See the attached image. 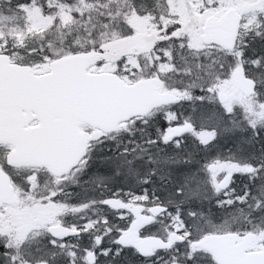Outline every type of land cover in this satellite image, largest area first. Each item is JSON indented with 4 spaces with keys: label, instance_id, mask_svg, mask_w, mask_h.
<instances>
[{
    "label": "trees",
    "instance_id": "obj_1",
    "mask_svg": "<svg viewBox=\"0 0 264 264\" xmlns=\"http://www.w3.org/2000/svg\"><path fill=\"white\" fill-rule=\"evenodd\" d=\"M132 1L0 0V51L10 54L14 59L22 63H27L41 69L45 65V62L42 60L43 58H54L64 54L84 52L98 48L100 43L109 40V37L113 34H130L133 32L132 28L123 27L124 17L131 13L128 8ZM34 16H37L36 20H33ZM158 48L161 50L162 46L160 45ZM171 52V57L169 58L170 64L173 66L174 71L183 74L184 77L179 78L180 87L188 95V98L179 105L182 107V110L178 111L181 120L188 121L185 115L189 110L195 108L198 113L199 108H205L206 105L203 103V100L216 96L224 82L230 80L231 72L238 64H243L258 80L259 84L264 83V71L258 73L252 70L250 65L248 66V63L255 57H264V21L253 26L246 33V36L240 39L236 49L233 51L213 47L205 49L202 52H196L195 50L181 46L179 49L172 47ZM124 61H127V59H123L120 62ZM139 66L138 73L137 71H121L120 68L117 69V72L131 80L141 73L151 75V73L156 71V66L148 58L140 59ZM223 80L225 81L223 82ZM209 88L211 92L207 91ZM201 96L204 97L203 100L200 99ZM253 99L261 100V103L264 105V91H262L261 85H259L257 95ZM230 121L233 124L229 123ZM158 124L159 122L155 121L141 127L139 126V121L137 122L136 120V123L129 128L127 133L121 132L111 137L102 136L98 138L92 144L89 159L83 167L84 171L80 172L76 178L62 187L58 186L49 174L34 173L36 182L48 176L46 180V185L49 181L47 194L50 196V194L55 193L56 195L55 197H49L45 204L33 206L31 209L35 213L45 214L49 221L59 220L65 225L75 226L76 228H80L82 224L90 223L92 224L91 231L96 233L110 232L111 238H114L117 229L110 228L108 231L106 223H101V220L105 219V215L100 214L102 211L100 198L90 197L85 201L78 202L75 199L77 189L70 186L73 183L77 184L81 182L79 192L86 185H90V188L87 190L94 189L98 193L101 192L103 197L117 195L124 198L126 193L134 195L133 191H126L118 187L111 190L109 188L111 182L108 179H102L101 176L105 174L110 159L119 161L122 156L126 155L130 160L132 152H141L144 149L146 153L145 159L149 158L146 149L148 150L150 147L147 144L148 141L143 136L152 137V134L156 133L159 128L156 127ZM194 124L195 130L191 135H198L203 131L217 132V138L214 143L209 145L211 147L209 149H205L201 145L196 147L194 144H191L192 151L195 150L196 154L203 158L202 165L210 162L202 156L204 152L219 149L221 146L220 137L224 130L232 134L233 138H237L236 141L230 140L224 145V148L228 151L246 152L249 156H252L253 153L256 155L264 154V119L252 127L248 125L247 120L244 118L236 119L233 115H228L225 118L220 113V110L217 109L215 115L210 120L206 119L205 122H200V119H196ZM195 147L196 149H194ZM257 149H260V151H257ZM250 158L248 157L247 159L248 163L253 165L260 164L254 156ZM215 160L224 162L235 159L219 156L216 159L214 158ZM192 164L179 165L177 175L185 173V169ZM201 171H204V169L200 168ZM149 179L152 183V178L149 177ZM256 181L251 182L248 180V177H241L238 183L249 187L235 190L236 198L232 200L231 206L223 202V207H217L210 202L200 205L201 201H198L199 198L191 203L186 202L181 205V198L176 195L177 188L181 187L180 183L175 184L173 179H166L165 176H162L160 186L156 184L155 187L154 185H151V187L155 190L156 197H159L158 200L154 197L156 203L165 204L174 212H177V206L179 205L180 215L187 221L190 220L188 216L189 210L196 211L200 218H205L203 216H206V218L211 216L218 217L220 215L241 219L243 216L256 215L262 218L264 217V178H256ZM155 182L157 183L158 181ZM173 184L175 185L173 186ZM51 187L54 188L50 189ZM152 188H148L147 195L152 193ZM166 189H170L171 192L168 193ZM117 190H120L118 194H116ZM245 191H249L251 195L244 197ZM141 193H143V189L135 192V194ZM62 194L65 195V201L60 200L63 199ZM238 198H243V202ZM83 202V206L95 202L94 206L98 209L97 218L86 220L82 216L77 218L74 215V209ZM255 203L258 205L255 206ZM191 206H193L192 209ZM199 220V226H205L208 223L206 220ZM166 224L168 225L169 223ZM236 226H238V229L246 226L248 229L257 232L261 239L264 238V220H259L255 223L240 221L236 223ZM44 232L47 234L46 228ZM159 234L165 235V233ZM198 235V233H193L192 239L197 238ZM4 245H7L4 251L16 254L19 250L23 259L28 261V255L24 247H15L8 238L0 241V247ZM61 248L62 246L57 244L53 250L56 255H52V253L51 255H45V259L49 260L52 264L58 258L64 260L66 257L70 258L69 253L71 249L67 247L66 251L61 253L59 251ZM173 251L161 252L155 258L144 259L133 250L127 252L125 250L118 257L114 255L106 256V264H127L126 259H128L129 264H152L151 262L154 260L158 261L157 264H169L174 261ZM197 252L200 264H216L210 254L200 250H197ZM56 256L57 258H54ZM64 260L60 261V263L64 264ZM0 264H5L2 252H0ZM17 264H20L19 260Z\"/></svg>",
    "mask_w": 264,
    "mask_h": 264
},
{
    "label": "water",
    "instance_id": "obj_2",
    "mask_svg": "<svg viewBox=\"0 0 264 264\" xmlns=\"http://www.w3.org/2000/svg\"><path fill=\"white\" fill-rule=\"evenodd\" d=\"M241 21L242 16L234 9L220 19L211 17L205 22L201 38L206 43L233 48ZM193 28L184 27L167 38L159 36L161 31L139 32L102 44L98 50L60 57L44 74H37L28 65L13 64L9 55L0 53V143H13L25 149L24 153H11L9 163L19 164L21 160L63 176L79 164L92 140L89 132L80 130L81 125L89 124L111 133L122 121L146 115L154 107L175 103L178 96L159 93L161 83L158 79L127 85L115 73H90L88 70L102 59L115 61L128 55L151 53L157 42ZM233 78L246 95L256 92V81L247 77L244 69L236 70ZM219 99L221 102L228 100L225 94ZM33 119H38L39 124L27 128ZM192 130L190 123L176 125L165 138L172 141ZM209 169L216 172L218 166L211 164ZM231 180L232 176L227 175L220 184L221 189H226ZM105 201V205L114 209L131 210L134 220L119 239L121 244L133 246L143 257L154 256L157 251L171 249L181 239L186 240L177 232H171L167 241L156 236H140L143 228L165 212L163 205L153 206L150 215H146L143 205L123 204L116 198ZM4 204L15 205L18 200L9 175L0 169V207ZM49 232L63 238L79 234L62 225L51 226ZM256 240L257 235L253 233L244 236L208 234L195 241L194 247L211 252L218 264H264V250L252 251ZM89 259L95 263L96 255L90 254Z\"/></svg>",
    "mask_w": 264,
    "mask_h": 264
},
{
    "label": "rangeland",
    "instance_id": "obj_3",
    "mask_svg": "<svg viewBox=\"0 0 264 264\" xmlns=\"http://www.w3.org/2000/svg\"><path fill=\"white\" fill-rule=\"evenodd\" d=\"M141 3L139 1L133 0L132 3L130 4L128 10L131 11L130 7L133 8H139V5ZM225 5L224 9L227 10L229 7L235 8L238 12L244 15V20L242 24L243 28V34L246 31H249L251 26L257 25L260 23L261 16L264 15V5L260 0H225L224 3ZM128 15V17H127ZM123 21L124 25L123 27H127L128 29H143L144 27H140L141 24H143L146 15L144 13L136 12L133 10L131 13L127 14ZM37 16L33 17V20H36ZM264 19V17H263ZM126 28V29H127ZM199 30H194L191 34L187 36L186 41L183 42V38H180V41L177 40L176 42L173 43L172 47H175L176 49H179L182 45H185L183 47H186L187 49L193 50V48H198L201 49L203 47V42L200 39V34L202 32L201 27H198ZM245 29V30H244ZM242 34V35H243ZM125 35L123 33L120 34H113L109 37V39H114L119 36ZM171 47H162L160 53L153 54L151 62L156 66V71H158L163 77L165 75H168V73L175 74L174 76L168 75V88H179L177 86H180V81L179 78L184 77L182 73L176 72L173 69V66H171L170 62V57H171ZM51 58H43L42 60L45 62L44 67L46 69L49 67V60ZM139 59H127V61L124 62H119V63H109L107 64L106 62H100L99 64H96L91 68L92 71H117L118 68H120L121 71L125 70L127 72L130 71H137L139 70ZM251 66L250 62L248 63V66ZM239 67H244L243 64H238L236 65L233 70ZM252 68V67H251ZM232 70V71H233ZM252 70H254L252 68ZM232 73V72H231ZM144 74L141 73L140 75L135 76L131 80H135ZM253 75V74H252ZM171 79L173 83L171 82ZM230 80H223L224 84L223 86L218 90L216 96H211L203 100V103L205 105L207 104H212V105H217L220 113L223 114L225 118H227L228 115H233L236 119H242L244 118L247 120L248 125L254 127L256 123L262 121L264 119V105L261 103V100L257 99H250L246 97L241 91H239L233 84L232 82V77L230 76ZM171 84V85H170ZM261 85L262 91H264V83L259 84ZM220 92H224L228 96V101L226 103H219L217 100L218 94ZM217 106H206L205 108H199L197 116L202 112L206 117H211L215 115V112L217 111ZM168 116L166 117L165 121V127H169L175 123H179L180 121V116L178 113H172L168 112ZM192 113V110H189L186 113V118H188ZM201 120V119H200ZM201 121H206V120H201ZM233 124L231 121L229 122ZM169 125V126H168ZM141 127L146 126V124L139 125ZM101 133L100 132H95V137L99 136ZM156 137V135H154ZM213 137L217 138V132H210V131H203L198 135H191L189 138V141L184 140H179L180 142V147H176V141L172 143L171 145L164 146L163 142H155V138H150V141L148 144L149 147H152L156 151V155L154 156H149L147 159L140 158V152H137L135 154V157L128 159V157L122 156L119 161L116 159H110L108 161V165L105 170V174L102 177V179H105L109 182H112L117 185H132V186H137L139 183L140 185L144 184L143 181L145 179H149V176L153 175V172L155 173L153 175L154 180L152 183L146 185L145 187L152 188L151 185H155L158 183V186H160V181L159 176L157 174H160V177L162 176L166 177V179H173L175 184L180 183V186H183V180L185 174H188L192 172L194 169H204V171L199 172V179L201 180V190L202 193L200 194L199 200L201 201L200 205L203 203L208 204L209 202L217 206V200H220L222 202L223 207V202H226V205H231L232 200L236 198V191H233L234 188L229 189L227 191H221L219 189V183L223 179V177L226 174H239V176H242L245 174V171H242V168L244 166L239 167L235 165L234 160L231 161H224L223 164L220 165L219 170L216 174H212L208 172V169L202 168V157L198 154H196L195 150L192 151L191 149V144H194L196 147L200 146L201 144L198 142L199 140L203 141H209L212 140ZM221 147H224V145L229 142L230 140L236 141V137L233 138L232 134H229L228 131H223L221 134ZM185 142V145H183ZM196 147L194 149H196ZM211 147H208V149ZM245 149V148H244ZM212 151V152H210ZM257 151H260V149H257ZM189 153V154H188ZM246 152L240 153L235 151H228L227 149L221 148L220 150L215 149L206 151V156L205 160L208 159L210 161L211 159H216L219 156H234L237 159H243L245 157H252L254 156L260 164L264 163V154H258L256 155L253 153L252 156H249V154H244ZM155 154V153H154ZM188 154V155H187ZM185 158H190L192 159V165L187 167L185 169V173L180 174L179 176L177 175V170L178 166L183 163V160ZM252 159V158H250ZM128 161H134L132 164H129ZM167 161V162H166ZM177 161H180L177 163ZM153 171L150 173L149 171ZM252 178L250 181L253 182L255 178V174L251 176ZM213 178L214 180V185L216 191H214V187L212 183H209V179ZM259 178L263 179L264 178V171H261L259 174ZM155 179L158 181L155 183ZM258 181V179H257ZM256 181V182H257ZM95 182V180H94ZM29 183L33 187L39 186V182H36V180L31 179L29 180ZM81 182H78L77 184H74L75 186H80ZM182 183V184H181ZM49 184V183H48ZM47 184V185H48ZM145 185V184H144ZM157 186V187H158ZM205 190H207V193L205 194ZM140 187V186H139ZM54 187H51L50 189H53ZM90 188L89 186H86L80 190L78 193L79 198H90L91 196H96L98 198L102 197L101 192L98 193V191H94L92 189V192L90 190H87ZM161 188V187H158ZM132 189L133 192H138L141 191V189L138 188H129ZM87 190V191H85ZM235 190V189H234ZM166 191L170 193V189ZM45 190H41V193H44ZM93 193V194H92ZM55 193L50 194V196H40L36 198L34 201H31L30 193L27 195H24L22 198V207H16L14 209H11L10 211H6L5 213L2 214L1 216V222H0V241H3L6 237H9L10 239L16 240L17 237H22L27 229L31 226H36V227H44L45 225L56 222L59 223V220H54V221H49L46 218V215L44 216L43 214L37 212L35 213L31 208L33 206H39L43 205L46 202V198L49 197H55ZM152 198L148 197V199H136V196H131L132 200L135 201H142L143 203H148L152 199H155L156 193L155 190L152 188V193L150 194ZM38 201V202H37ZM257 206L258 204H254ZM193 206H191L192 209ZM74 215L79 218L82 216L84 213L88 212V207L83 206L81 208H75L74 209ZM225 211V210H224ZM94 211L93 213H95ZM105 212V211H104ZM106 213V212H105ZM172 216L169 217L168 214L165 216H162L157 220V222L148 230L149 233H165L168 232L169 230H177L182 229L183 225L181 222V219L176 218V213L171 211ZM23 214V217L21 215ZM205 218H200L198 216V219H203L208 222L205 226H198L199 230H202L204 228H208V231H234V227L236 226V221H231L230 217H227L225 215H220L218 217L211 216L209 218H206V216H203ZM250 217L251 216H243V220L246 222H250ZM208 220V221H207ZM211 221H214V223H211ZM125 222V221H124ZM123 222V223H124ZM189 224H191V221H187ZM166 223H169L168 225ZM211 225V226H208ZM210 227V228H209ZM122 228H124V224H122ZM197 230H193V233H196ZM16 233V234H15ZM184 234V233H183ZM186 235V234H185ZM18 241H14L13 245L15 247L18 246ZM104 243V241H103ZM102 243V244H103ZM258 248H264V238H262L261 242L257 243ZM179 249V251H177ZM185 251L184 247H177L173 251V257L174 256H179L181 255L182 252ZM87 257V254H86ZM106 256H103L102 259L99 260V264H104V259ZM28 259L33 260L32 257H28ZM87 260V258H86ZM127 264H129V261H127ZM37 262V261H36ZM34 262L33 264H35ZM157 260L152 261V264H157ZM175 262V261H173ZM32 264V263H31ZM54 264H57L56 262Z\"/></svg>",
    "mask_w": 264,
    "mask_h": 264
},
{
    "label": "flooded vegetation",
    "instance_id": "obj_4",
    "mask_svg": "<svg viewBox=\"0 0 264 264\" xmlns=\"http://www.w3.org/2000/svg\"><path fill=\"white\" fill-rule=\"evenodd\" d=\"M191 2V10L195 14V17L192 15L191 11L189 10V7L187 6L186 0H149L150 5L153 6V13L154 15L146 20V22H143L140 27H156L154 29H151L153 31L156 30H162L161 35L169 36L175 31L181 29L182 27H196L194 30H199L198 27H203L204 22L210 17V16H222L226 10L224 9L225 5L223 4L225 0H189ZM262 4L264 2L260 0ZM171 29V31H169ZM194 30L191 32L183 33L177 38H172L170 40L163 41L165 44L163 46H170L174 42L177 41V39L183 38L185 36V40L183 42H187V36L191 34ZM201 35V34H200ZM168 75L174 76L175 74L168 73ZM165 75L163 77V85L160 88V91L162 92H176L175 89L168 88V78ZM171 82L173 83L172 79ZM171 85V84H170ZM172 106H164L163 110V119H166L168 116V110ZM160 115V114H158ZM155 117V112L151 114L149 117H144L141 120V123L146 122L147 120L151 121L152 118ZM169 126V125H168ZM168 131V128L162 126L160 130L158 131V135L155 138V142H164L165 135ZM16 149L13 145L4 144L0 146V164L3 167H6L8 170H11L10 172H13V175L20 181H22L21 175H28L30 174L34 168L31 167H12L7 164V155L11 150ZM9 172V173H10ZM10 173V174H11ZM233 180L235 181V178L233 176ZM233 187L239 188L238 184H233ZM108 215L114 220H118L120 222H126L129 217V210L122 209V210H113L108 208ZM254 222L262 219L259 217H251ZM244 232V231H242ZM142 235H146L143 234ZM104 236H97L92 233L88 232H82L80 236L75 239L71 240L74 247L71 249L73 250V253H75L74 257V264H86L85 259L82 257L81 254H88L92 251H97L98 248L95 247V245L100 242L98 239H104ZM118 238V237H117ZM115 238L114 240H116ZM60 244H68V241H62ZM107 245H112L113 247H116V244L113 242L108 243ZM87 250V251H86ZM62 252L66 251L61 249Z\"/></svg>",
    "mask_w": 264,
    "mask_h": 264
},
{
    "label": "snow or ice",
    "instance_id": "obj_5",
    "mask_svg": "<svg viewBox=\"0 0 264 264\" xmlns=\"http://www.w3.org/2000/svg\"><path fill=\"white\" fill-rule=\"evenodd\" d=\"M169 31H171V29H169ZM250 64H251V67L256 72L259 73V72L264 71V57L257 56L253 60H251ZM207 91L211 92V89L209 88ZM200 99L203 100L204 97L201 96ZM187 119L194 123L196 119H201V120L209 119L210 120L211 117H206L202 112L199 114V116H197L196 109L193 108L191 115ZM256 134L258 135V133H256ZM197 139H198V142L201 144V147L207 149L211 143L215 142L216 137H213V139L209 140V141L199 140V138H197ZM164 142L167 143L168 142L167 139H165ZM176 147L177 148L180 147L179 140L176 141ZM133 162L134 161H128L129 164H132ZM179 162L180 161H177V163H179ZM183 163L191 164L192 160L190 158H185L183 160ZM201 167L207 169L208 165L205 164V165H202ZM249 170L255 173V178H259L260 172L264 171V163L259 164V165H247V166H244V168H242V171H249ZM199 172H200V169H194L192 172L185 174L184 180H183V186L180 188H177L176 195L181 198V201H180L181 205H183L186 202L191 203L192 201L197 200L200 197L201 183L202 182L199 179ZM154 174L155 173L153 172V175ZM250 178H252V177H250ZM143 183L145 185H148L151 183V181H150V179H145L143 181ZM209 183L213 184L214 191H216L213 178L209 179ZM119 191L120 190H117L116 194H118ZM233 191H235V190L233 189ZM147 193H148V188L144 187L143 194L136 196V199H145V200L148 199ZM250 195H251V193L249 191H245L244 197H248ZM156 199L158 200L159 197H156ZM238 199H240L243 202V198H238ZM104 203H106V201H104ZM220 206H222V202L217 200V207H220ZM229 206H231V205H229ZM163 207H164V211L168 214L169 217H171L172 213L168 211L166 206H163ZM188 216L190 217L191 224L183 221L182 217L180 216V206L178 205L176 218L181 219V222L183 225L182 229H179V231L186 234L189 237V239L187 241L186 250L184 252H182L181 255L173 257L175 264H200V258L198 256L197 250L194 247V241L192 240L193 230L198 229L200 220L198 219V213L194 210H189ZM105 220H107V218H105ZM80 230L81 229L77 228L76 229L77 233L80 232ZM124 231H126L125 228H119L118 229L119 233H123ZM108 234H110V232ZM50 243L55 246L57 241L55 239H53L50 241ZM101 243H102V241L98 242L95 245V247L99 248ZM113 243L118 245L115 248V251H113V249L111 247H108V248L102 249V251L98 255H103V256L114 255V256L118 257L126 250V246L121 244L119 237L116 240H114ZM181 243H184L183 239H181ZM5 248H7V245L0 247V252L3 253V259L5 260V264H17L18 260L20 261V264H31L30 260L25 261L23 259L19 250L16 252V254H10L9 252L4 251ZM38 251H39V249H38ZM177 251H179V249H177ZM29 255H31V254H29ZM69 255L73 258L75 257V253L70 252ZM37 264H46V262L43 260H40L37 262ZM73 264H74V260H73Z\"/></svg>",
    "mask_w": 264,
    "mask_h": 264
}]
</instances>
